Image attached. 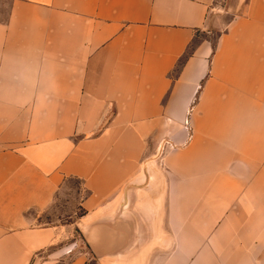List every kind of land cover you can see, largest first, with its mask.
<instances>
[{
  "label": "crops",
  "instance_id": "obj_1",
  "mask_svg": "<svg viewBox=\"0 0 264 264\" xmlns=\"http://www.w3.org/2000/svg\"><path fill=\"white\" fill-rule=\"evenodd\" d=\"M75 229L97 264H264V0H0V264Z\"/></svg>",
  "mask_w": 264,
  "mask_h": 264
},
{
  "label": "rangeland",
  "instance_id": "obj_2",
  "mask_svg": "<svg viewBox=\"0 0 264 264\" xmlns=\"http://www.w3.org/2000/svg\"><path fill=\"white\" fill-rule=\"evenodd\" d=\"M80 197L81 193L79 181L78 179H72L69 190L60 194L59 201L55 209L52 211V216L50 214H46L41 217L40 222L47 223L51 220H55L59 223H73L78 218V215L83 212V209L78 205ZM80 236V232L75 229L69 237L55 246L68 247L70 245V247H76L73 251V255L61 258L57 264H66V262L72 257L84 255L87 257L85 264H97V258L89 252L83 241H81V244L78 246L74 244L76 239L81 238Z\"/></svg>",
  "mask_w": 264,
  "mask_h": 264
}]
</instances>
